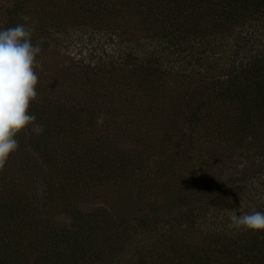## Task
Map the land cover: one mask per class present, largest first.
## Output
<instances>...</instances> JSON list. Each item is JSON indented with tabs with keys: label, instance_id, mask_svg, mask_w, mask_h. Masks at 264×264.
Listing matches in <instances>:
<instances>
[{
	"label": "rangeland",
	"instance_id": "obj_1",
	"mask_svg": "<svg viewBox=\"0 0 264 264\" xmlns=\"http://www.w3.org/2000/svg\"><path fill=\"white\" fill-rule=\"evenodd\" d=\"M110 1L99 7L91 0H0V29L28 16L33 43L44 40L28 109L36 120L17 134L19 149L0 170V264H187L192 253L217 246L206 232L215 216L223 218L224 200L216 203L221 209L202 210L206 192L233 186L239 171L249 180L235 193L244 207L225 216L264 209V134L255 131L258 137L242 147L232 139L235 114L213 109L202 111L211 115L191 133L192 103L212 99L206 85H198L193 101L197 79L187 88L173 72L146 78L143 48L129 53L149 27L145 8L127 20L124 10L134 9L123 3L133 1L116 0L118 9ZM218 19L204 23L225 35L222 66L203 81L244 70V56L264 55V21L252 17L250 27L239 15L231 30L219 29ZM90 53L110 56L111 64L82 69ZM132 56H139L136 63ZM191 211L199 213L195 223ZM225 238L239 245L235 235ZM220 257L215 264H230V255Z\"/></svg>",
	"mask_w": 264,
	"mask_h": 264
},
{
	"label": "trees",
	"instance_id": "obj_2",
	"mask_svg": "<svg viewBox=\"0 0 264 264\" xmlns=\"http://www.w3.org/2000/svg\"><path fill=\"white\" fill-rule=\"evenodd\" d=\"M91 1L99 7L103 4V0ZM132 1V3L122 2L129 9H134L133 11L124 10L127 20L131 19L136 10L137 13L134 16L138 15V13L140 14V7L143 6L145 8L143 18H147L145 20L149 26L144 30L145 34L143 39L137 46L129 50L130 54L136 55L140 51L138 48H143L140 66L146 67L142 70L146 78L150 75H158L161 71H166L168 74L173 72L174 75L184 76L179 81H184V85L187 88L188 83L193 78L200 81L196 84L194 83V90L191 93L193 101H198L196 99L194 100L196 93H200L198 88L201 87L198 85H206L204 91L208 96H212L211 100L206 102L202 101L199 105L198 102H194L189 108L191 133L199 131L198 128L201 119L206 115L202 111L204 110L208 113L210 109H213L212 111L219 110L224 116L235 114V117L232 118V139H235V143L241 142L242 147L248 143H252L256 139V136L258 137L255 131H261L260 133L264 134V55L259 56L258 59L255 55L244 56L246 58L244 70L238 72L228 71V73L223 74L225 77L222 79L216 77L211 80L209 79L210 81H203V79L220 69V60L222 59L220 52L224 51L222 48L224 41L222 39L224 40L225 36L221 31H214L210 27H206L204 23L205 18L217 17L219 18L217 20L219 29L232 30V26L230 25L231 21L238 19L239 15H241L244 23L249 22V26L254 27L256 25H254V21H251L252 17L256 19L260 18V21H264V0ZM117 3L118 1L111 0L108 6L116 8ZM234 7L238 10H235ZM117 12L120 11L117 10ZM150 16H153L151 22L148 19ZM95 17L99 21L95 22L96 24L100 25L101 21L104 20V14H100V12ZM124 30L127 31L126 29ZM99 31L100 35H102L101 30L97 32L99 33ZM217 34L222 36H218ZM133 38L136 41L139 40V36L136 34L133 35ZM240 38L242 36H238L237 40ZM251 39L242 38V40L246 41H251ZM232 47L237 48L239 44L234 43ZM164 51H167V56L169 57L166 63L162 60L165 56ZM216 53L219 56L216 58L215 63H212L210 61V55ZM88 55V64L82 63V69L86 71H102L108 64H111L110 56L101 55L93 58L91 53ZM228 57H232L234 60V51ZM131 58L136 63L139 56H132ZM84 60L85 58L82 57L78 61L82 62ZM156 65L158 66L155 70ZM230 65L234 66L235 64L231 63ZM89 67L92 69L89 70ZM225 68L223 66L221 70L224 71ZM201 104L204 105L201 106ZM210 115L211 113L206 116ZM236 119L242 121V123H237ZM254 123L256 124L254 125ZM262 164L264 165V161ZM248 182V178L242 177V172L239 171L233 186H229L228 184L226 185V189H222L219 192L217 190L213 194L211 191L206 192L209 198L202 200L204 204H202L203 206L201 205L202 210L208 207L221 209L216 203L224 200L220 204L224 210V214H221L224 219L215 216L214 220L211 221L212 226L206 232L214 237L217 241V246L208 254H202V252L192 253L189 256L190 260L187 261V264H215L214 259L218 255L221 257L230 255V264H235L233 259L241 260L245 258L249 260L250 256V261L245 264H264V232H252L235 228L232 226L231 220L225 216L227 215L226 211L238 210L240 206L244 207L243 198L236 196L235 193L243 185L247 186ZM231 196H235V198L232 199L230 198ZM240 211L244 212L245 210L242 209ZM252 211L264 212V209L251 207L246 212ZM188 213L189 222L195 223L199 213L197 211ZM83 217H86V215L83 214ZM230 235H235L239 240L238 246L234 242L226 241L225 237ZM217 248L219 249L216 250ZM239 248H242V250ZM212 254L215 255L212 257ZM215 260L217 261L218 259ZM216 264L218 263L216 262ZM220 264L224 263L221 262Z\"/></svg>",
	"mask_w": 264,
	"mask_h": 264
},
{
	"label": "clouds",
	"instance_id": "obj_3",
	"mask_svg": "<svg viewBox=\"0 0 264 264\" xmlns=\"http://www.w3.org/2000/svg\"><path fill=\"white\" fill-rule=\"evenodd\" d=\"M30 19L24 16V23L0 29V170L5 168L10 155L19 149L17 134L36 120L35 114L28 109L30 101L37 97L35 69L39 67L37 58L44 40L41 38L38 43H33L34 27L28 24ZM230 219L235 228L264 232L262 211H241Z\"/></svg>",
	"mask_w": 264,
	"mask_h": 264
}]
</instances>
